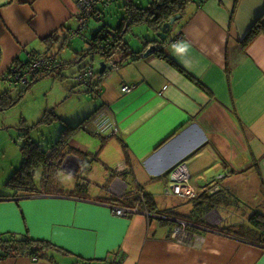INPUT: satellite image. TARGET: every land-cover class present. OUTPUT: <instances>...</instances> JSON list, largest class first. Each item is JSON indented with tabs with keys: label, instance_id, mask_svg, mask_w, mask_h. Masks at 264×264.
<instances>
[{
	"label": "crops",
	"instance_id": "obj_1",
	"mask_svg": "<svg viewBox=\"0 0 264 264\" xmlns=\"http://www.w3.org/2000/svg\"><path fill=\"white\" fill-rule=\"evenodd\" d=\"M131 1L136 7H149L122 0L124 12ZM119 2L99 3L100 18L108 6ZM79 14L76 0H0V81L14 63L34 57L52 58L56 69L69 65L60 58L66 45L75 49L68 35L77 36L73 24H79ZM179 20L163 44L154 43L163 47L167 58L145 55L100 76L96 97L100 104L80 128L97 136L100 125L109 122L114 131L104 136L99 160L84 170L89 178H81L80 183L86 195L56 194L58 186L74 191L79 184L64 188L59 181L54 189H45L44 181L37 193L0 194V206L5 207L0 211V235H28L57 247L39 260L17 256L0 264H264V249L220 231L247 223L251 216L249 211L237 218L231 211L234 195L264 213V0H204L201 6L190 4ZM87 27L88 22L81 33L86 44L69 52L68 60L78 65L75 76L85 66H81L83 51L93 36L85 32ZM249 36L252 39L245 46ZM153 40L157 39L148 37L143 47H129L144 53ZM60 43L62 50L57 53ZM120 54L113 60H122ZM126 85L135 87L125 93ZM76 132L69 144L96 153L93 143L75 138ZM64 161L59 167V160L52 161L51 167L79 174V156L69 153ZM98 162L107 171L92 184ZM180 166L188 176L182 186L196 198L165 194L170 184L177 183L173 172ZM47 169L39 168L44 178ZM113 170L118 173L112 175ZM158 187H163V196L194 205L203 201L202 194L219 192L225 199L211 205L210 220L207 213L200 217L192 212L219 231L189 230L177 240L173 232L178 222L189 223L185 213L114 215L113 200L151 195ZM22 200L42 206L26 214Z\"/></svg>",
	"mask_w": 264,
	"mask_h": 264
},
{
	"label": "rangeland",
	"instance_id": "obj_2",
	"mask_svg": "<svg viewBox=\"0 0 264 264\" xmlns=\"http://www.w3.org/2000/svg\"><path fill=\"white\" fill-rule=\"evenodd\" d=\"M134 2L137 5L147 7L152 1L134 0ZM123 9L122 0L117 4L113 3L111 6H108L106 8L107 12H103L104 16L100 21L97 22L94 18H90V22L88 20V27L85 29V32L88 34L94 33L106 24L117 27L124 16ZM73 28L75 29L74 31H77L79 24L76 25L74 23ZM149 29L150 28L146 23L133 26L125 34L124 40L134 49L139 46L143 47L144 42H146L145 38L147 39L148 37L150 39L154 36L158 41H161L159 35L154 34L153 31H151L152 33L150 34ZM170 33L173 34V32ZM68 36L72 37V45H74L75 49L78 45L84 46L86 44L84 41L85 39L76 36L74 33ZM62 41L63 40H61V43ZM61 43L58 44L56 50H54L57 53L62 50ZM75 49H73L72 46L66 45V53H64L60 59H64V63L68 62L69 65L62 64L64 67H59L50 75L38 78L26 91V87L23 85L15 87L11 86L7 80L0 81V94L8 93L11 98V100H5L4 104H11L10 101L15 99L18 100L13 105L5 106V109H0V194H12L16 191L15 188L9 184L10 179L17 171H20L23 166L24 157L21 148L26 144V141L33 142L39 147L41 152L49 153L50 155L54 151L53 149L58 147V142L62 137L64 129L68 126L78 127L79 125H82L86 118H88L92 112L94 113L98 104H100L99 99L94 98L93 94L89 92V89L80 85L75 79L74 73L77 71L78 65H75L74 61L72 62L71 60H68L69 52L72 53ZM120 53L121 51H118L115 54V60H118L121 57ZM24 59V61L27 60L26 57ZM102 61L106 60L98 54L94 56L88 55L85 57L81 65L86 66L88 63H92L94 66L96 82L100 79L99 69ZM115 71H117V68L112 69L108 74H112ZM45 114H48L47 118L41 122ZM75 131H77L76 134H74L76 136L75 138L78 139V137H80L82 140H87V142L93 143L94 146L92 145V147L95 148L96 153L101 150V143L104 141V136H108V134L110 135L109 132H103L100 129L99 133L97 132L99 134L97 136L85 132L83 128H79ZM104 149H102V151ZM90 151L93 152L91 149ZM32 152L34 151L29 150L30 155L33 154ZM41 152L39 151L40 155ZM64 152L66 154L69 152L67 146L64 148ZM114 155H116V153L112 152V158H115ZM116 159L117 156L113 161H116ZM66 165L70 167L71 163L68 161L66 162ZM94 166H96L93 169L94 175L92 176V179L90 178L92 184L98 182L101 177L103 179L104 174L107 171L103 162L95 163ZM111 167L115 168L116 166ZM43 172L44 170L37 169L35 184L40 186L41 183H44L45 181V189L53 187L57 181L61 183L62 187L64 185V188H67L69 183L72 185V188H74L80 182L81 178L87 180L89 178L83 169L79 171L78 175L74 176L68 174L63 167L61 169L52 168L51 162L48 163V175L51 176L47 175L44 178L42 175ZM173 186L174 184H170V187ZM163 192V187H158L154 192H151L160 212L169 211L170 215H174V213H185L186 216H190L192 212L195 211V215L202 217L207 213L205 218L208 217V220L212 218L211 216L209 217L211 210L205 212L204 210H199L202 209L200 207H198L199 209L197 210V203L196 205H194L192 201L179 203L178 199L163 196ZM228 195L229 194H227V196ZM234 197L235 198L233 199H235V201L231 211L238 214L237 218L246 217L245 214H249V211L256 209L253 208L250 203L244 202L241 197H238V199L236 195H234ZM21 203L22 210H24L26 214L27 212L29 213L30 210L33 212V210L42 206L38 201L33 200H22ZM4 209L5 207L0 206V211ZM219 212H224V210L220 209ZM197 220L198 218L193 216V220L191 221L196 222ZM191 226L196 225L191 224L188 226V230H191L189 228Z\"/></svg>",
	"mask_w": 264,
	"mask_h": 264
},
{
	"label": "trees",
	"instance_id": "obj_3",
	"mask_svg": "<svg viewBox=\"0 0 264 264\" xmlns=\"http://www.w3.org/2000/svg\"><path fill=\"white\" fill-rule=\"evenodd\" d=\"M193 3H197L199 6H201L204 3V0H154L149 4V7L147 8L136 7L135 5H133L131 1L129 5L126 6L127 11L124 12V16L120 20V23L117 27L114 28L102 27L100 30L95 31L93 33L89 46L85 51H83V55L94 56L98 54L106 60L105 62H107L108 60L111 59L113 60L115 54L118 51H121L123 53L122 60L116 61L117 67L121 66L124 62L130 60L136 61L145 58L146 56L144 53H146V51L144 53L133 51L130 49L128 43L125 42L124 37L125 34L128 32V30L133 26L146 23L148 24L149 28L152 31L158 34L161 31L163 25L166 22H168L172 17L180 15L182 18L187 10V7ZM92 18H96V15H92ZM179 23L180 20L175 22V24H173L172 27H175ZM106 26L109 25L106 24ZM81 33L79 37H81ZM255 33L256 32H253V35ZM251 39H252L251 36L247 38V40L244 43L245 46L247 45L248 41H250ZM156 41L158 40H153L152 42H149V46L147 47L155 45L154 43ZM163 41L165 40H161L159 44H163L164 43ZM156 48L157 49L153 50L152 54L150 55H158L167 58L166 54L163 53L164 52L163 47L156 46ZM146 49L148 50V48ZM27 63L21 64L17 62L14 64H21L25 66ZM86 66H84L81 69V71ZM112 69L114 68H110V70ZM55 70H56V62L53 63L52 69L49 72L39 73L36 74L35 76H32L29 80V83L23 85L24 87H26L25 91L38 78L42 76L50 75ZM5 100H11L8 93L2 94L0 96V109H5V106H9V105L11 106L18 101L17 99H15L10 101L11 104H4ZM47 115L48 114L44 115L41 122H43L47 118ZM81 126L82 125H79L78 127H74V128L68 126L67 128H65L62 137L58 142V147H55L53 149L54 151L50 155L49 153L41 152L39 147H37V145L34 144L33 142L26 141V144L21 148L24 157L23 166L21 170L17 171L15 175L10 179V184H9L15 188L16 190L15 192L17 193L16 196H19L20 194L24 195V194L39 192V188L35 184V175L37 169L44 168V166H47L48 168L49 162L58 161V160L60 161L58 163V167H59L61 166V164H63L66 155H68L69 153H74L81 158L80 168L81 169L84 168L83 170H86L89 167V165H91L94 161L99 160L98 153L92 154L90 152H82L81 150H78L69 144V140L72 134L75 132V130L79 129ZM66 146L69 148V152H67V154L64 152V148ZM103 146L104 144L102 145V147ZM29 150L34 151L32 152L33 153L32 155L29 154ZM39 151L41 152V155ZM45 171L46 174H48V169ZM116 173H118L117 170L112 171V175H115ZM83 187H84L83 184L79 182L77 189L74 191H66L60 186L54 188H56L55 189L56 194H62V195L67 194L72 196L78 194L86 195L87 193L85 190H83ZM144 196L146 200V206L148 207L150 212H157L160 214L164 213L162 215H166L165 213H169V211L160 212L157 209L156 203L152 195L146 194ZM200 199H202L203 201L197 204V210L199 209L198 208L199 206H202V209L199 210H204L205 212H208L212 208L211 205L215 204V201L218 200L219 202H221L224 201L225 198L224 196L223 197L220 196L219 192H217L215 194L204 193L201 195ZM137 200H138V196L133 197L130 195H125L123 198L113 200L116 201V203L112 205H117V206L119 205L125 207L129 205H133ZM234 201L235 199H233V203ZM193 216L194 213H192L190 216H183V217L190 223L191 220H193ZM195 225L198 227L191 226L189 228L191 230H196L198 232H202L203 229L219 231V229L217 228L209 227V225L204 220H201L199 218L195 222ZM220 231L228 236H232L247 244L264 249V213H262L259 209H255L252 211V214L248 219L247 223H242L235 226H229L226 227L225 229H221ZM53 248H57V247L51 244L50 242L35 240L29 237L28 235L18 236V235H13L11 233L0 235V260L17 257V256H29L35 258L36 260H39L46 255V252L48 250Z\"/></svg>",
	"mask_w": 264,
	"mask_h": 264
},
{
	"label": "built area",
	"instance_id": "obj_4",
	"mask_svg": "<svg viewBox=\"0 0 264 264\" xmlns=\"http://www.w3.org/2000/svg\"><path fill=\"white\" fill-rule=\"evenodd\" d=\"M105 0H76L78 7L80 9V14L78 17L79 28L75 32L77 36L80 35L82 29L85 28L88 20L92 18V15H96V18H99L97 14V6L99 3L104 2ZM54 60L52 58H32L25 66L21 64H13L9 71L5 74V80H7L11 86L18 87L19 85H26L29 83V80L32 76H35L39 73H47L52 69ZM107 68H116L117 63L114 60H108L106 62ZM80 85L89 89L94 96L98 97L100 93L99 84L95 79L94 66L92 64L87 65L82 71L78 73L75 78ZM135 86H123L122 91L125 93L130 92ZM99 129L103 132H112L114 131L112 125L109 122H104L100 125ZM116 131V130H115ZM173 177L176 180V184L173 187H167L165 189V194L167 196H188L189 198H196L194 192H186L182 184L188 183L187 170L184 166L178 167L173 172ZM137 196V195H136ZM113 213L117 217L127 218L135 214H145L147 217H151L152 214L146 208V200L143 194H138V200L129 206H117L113 205ZM162 217V216H161ZM189 223L186 221H179L178 225L174 228L173 236L177 240L181 238L188 230Z\"/></svg>",
	"mask_w": 264,
	"mask_h": 264
},
{
	"label": "water",
	"instance_id": "obj_5",
	"mask_svg": "<svg viewBox=\"0 0 264 264\" xmlns=\"http://www.w3.org/2000/svg\"><path fill=\"white\" fill-rule=\"evenodd\" d=\"M180 18H181L180 15L174 16L168 22H166L163 25L161 31L158 33L161 40L167 39V36L172 29V25L175 24V22H177ZM155 49H157L155 45L150 46L149 49L146 51L145 55L146 56L150 55L153 52V50H155ZM107 69L108 68H107L106 62L102 61L100 63V69H99L100 76H103L105 74V72L107 71Z\"/></svg>",
	"mask_w": 264,
	"mask_h": 264
}]
</instances>
